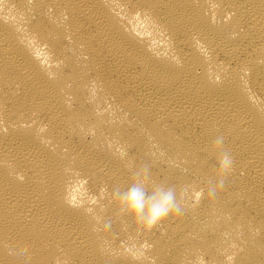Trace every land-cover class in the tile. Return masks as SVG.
Listing matches in <instances>:
<instances>
[{
  "label": "bare ground",
  "instance_id": "obj_1",
  "mask_svg": "<svg viewBox=\"0 0 264 264\" xmlns=\"http://www.w3.org/2000/svg\"><path fill=\"white\" fill-rule=\"evenodd\" d=\"M0 264H264V0H0Z\"/></svg>",
  "mask_w": 264,
  "mask_h": 264
},
{
  "label": "clouds",
  "instance_id": "obj_2",
  "mask_svg": "<svg viewBox=\"0 0 264 264\" xmlns=\"http://www.w3.org/2000/svg\"><path fill=\"white\" fill-rule=\"evenodd\" d=\"M224 137L217 136L213 146L219 150V169L226 174L231 170L232 158L224 150ZM223 179L209 184L208 193L214 195ZM111 196L118 202L120 210L134 217L146 228H153L173 214L183 211L182 193L152 180L148 166H141L132 173V182L124 189L114 186Z\"/></svg>",
  "mask_w": 264,
  "mask_h": 264
}]
</instances>
